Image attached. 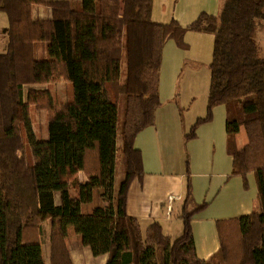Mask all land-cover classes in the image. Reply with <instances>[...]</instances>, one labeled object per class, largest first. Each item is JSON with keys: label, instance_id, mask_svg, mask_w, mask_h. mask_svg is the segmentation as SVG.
Segmentation results:
<instances>
[{"label": "trees", "instance_id": "trees-1", "mask_svg": "<svg viewBox=\"0 0 264 264\" xmlns=\"http://www.w3.org/2000/svg\"><path fill=\"white\" fill-rule=\"evenodd\" d=\"M34 5L50 7L52 17L34 18ZM153 7L154 0H0L9 19L0 53V264H47L48 221L50 264H75L71 233L95 256L108 254L106 264H264V57L256 40L264 0H224L217 15L202 13L189 26L155 21ZM189 30L213 34L214 45L207 112L186 139L224 104L232 175L248 186L253 172L258 185L253 212L216 221L220 248L207 260L197 255L192 219L209 203L195 202L189 168L180 237L158 221L144 234L127 213L129 188L145 173L135 139L162 105L164 46L173 39L188 49ZM39 43L49 59L36 57ZM60 79L74 96L58 105L37 85ZM31 105L49 111L47 139L35 136Z\"/></svg>", "mask_w": 264, "mask_h": 264}, {"label": "crops", "instance_id": "crops-1", "mask_svg": "<svg viewBox=\"0 0 264 264\" xmlns=\"http://www.w3.org/2000/svg\"><path fill=\"white\" fill-rule=\"evenodd\" d=\"M223 1L154 0L152 17L161 22L176 19L181 25L189 26L202 13L217 15ZM32 14L34 18L50 19L52 10L48 6L34 5ZM8 24L7 14L0 9V53L7 49L8 37L2 30ZM186 41L189 45L186 50L173 39L164 46L160 75L162 105L156 112L154 125L144 128L135 139L136 147L142 152L145 173L129 188L127 213L140 220L144 234L154 221L160 222L164 232L172 238L181 233L189 168L195 202L209 203L192 219L197 255L207 260L220 248L216 221L253 212L258 188L253 172L248 174V186L240 175H232L233 157L227 149L224 104L214 108L211 121L199 125L195 138L186 139L197 119L206 115L210 83L208 92L200 98L187 97L182 73L187 65L189 72L199 68L200 52L214 45V35L189 30ZM242 134H238L240 145L245 139ZM80 178L87 179L83 172ZM57 194L60 196L59 192L55 193V202ZM70 249L75 264H106L108 260V254L95 256L89 246L80 243L78 235L70 242Z\"/></svg>", "mask_w": 264, "mask_h": 264}, {"label": "rangeland", "instance_id": "rangeland-1", "mask_svg": "<svg viewBox=\"0 0 264 264\" xmlns=\"http://www.w3.org/2000/svg\"><path fill=\"white\" fill-rule=\"evenodd\" d=\"M256 40L258 42L260 55L264 57V19H260L257 24V31H256ZM8 42V40H6ZM211 45V44H210ZM209 45V46H210ZM192 53V52H191ZM36 57L39 59H49V55L44 43H39L37 46V53ZM199 65L198 69L189 72L188 65L186 66L184 72L182 73V80L185 81V92L187 93V97H196L200 98L202 94L208 92V86L210 83V63L213 58V45L209 47V49L204 52H200L199 55ZM190 62H193L192 58L188 59ZM188 80V82H187ZM184 88V85L182 83ZM37 87H41L43 89H48L53 93L54 99L58 105L66 101L67 99H71L74 96V89L73 84L69 81L64 79H60L57 81H51L48 83H43L37 85ZM28 94V86H25V98ZM30 115L32 120L33 131L35 136L38 139H47L49 137V111L46 109L40 110L35 105L30 106ZM25 135V149L24 154L26 158L33 162V155L31 151V146L27 139V135ZM243 136V134H242ZM253 175V174H252ZM252 177V176H251ZM254 177L256 178L255 174ZM257 183V180H256ZM248 188V187H247ZM258 188V185H257ZM258 194V193H257ZM58 200L56 204H60V196L57 194ZM90 207H93V204H89ZM50 221L46 222L45 225V244H44V253L47 260V264H50V242H49V231H50ZM183 233L173 235L176 239L180 237ZM76 240V235L71 233L70 234V242L73 243Z\"/></svg>", "mask_w": 264, "mask_h": 264}, {"label": "bare ground", "instance_id": "bare-ground-1", "mask_svg": "<svg viewBox=\"0 0 264 264\" xmlns=\"http://www.w3.org/2000/svg\"><path fill=\"white\" fill-rule=\"evenodd\" d=\"M78 255V254H77Z\"/></svg>", "mask_w": 264, "mask_h": 264}]
</instances>
